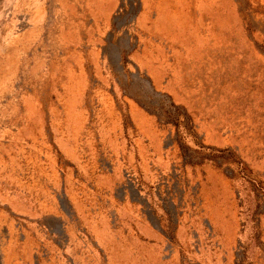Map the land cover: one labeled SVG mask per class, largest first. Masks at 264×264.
<instances>
[{
    "label": "rangeland",
    "instance_id": "1",
    "mask_svg": "<svg viewBox=\"0 0 264 264\" xmlns=\"http://www.w3.org/2000/svg\"><path fill=\"white\" fill-rule=\"evenodd\" d=\"M0 264H264V0H0Z\"/></svg>",
    "mask_w": 264,
    "mask_h": 264
}]
</instances>
